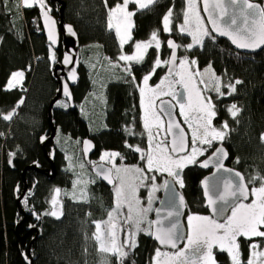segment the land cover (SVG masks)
Listing matches in <instances>:
<instances>
[{"label": "trees", "instance_id": "1", "mask_svg": "<svg viewBox=\"0 0 264 264\" xmlns=\"http://www.w3.org/2000/svg\"><path fill=\"white\" fill-rule=\"evenodd\" d=\"M62 1L65 2L64 20L74 25L84 57L81 56L80 81L73 88L74 105L63 98L56 101L53 121L57 132L43 148L41 137L47 132L51 134L49 110L58 89L52 72L55 64L63 59V46L60 43L55 47L56 59L52 62L51 47L41 23V9L38 6L18 8L19 0H0V264H28L31 257L33 264H119L116 256L98 251L93 238L95 222L105 220L114 207V194L113 187L101 183L91 166L86 165L88 175L92 176L87 198L77 200L64 196L60 215L45 213L52 211L55 188L73 187L77 176L65 155L72 154L73 163L75 159L83 163V156L78 158L76 142L92 130L93 133L102 130L103 115L96 111L94 104L99 102L102 107L103 100L97 93L110 86V115L106 116L109 126L104 128L109 130L99 132V148L119 147L126 134L121 130L123 125H133L136 130L141 128L138 87L130 79L120 80L123 77L120 70L124 68L120 65L111 68L108 59L118 60L122 53L133 50L135 42L148 41L154 31L163 39V54L168 57L171 52L166 39L170 35L163 30V17L172 9L173 35L178 38L177 30L183 23L186 8V0H156L147 9L140 10L132 3L130 6L135 13L132 40L121 49L115 31L108 28V11L123 0H107V4L105 0ZM49 2L48 10L59 17L61 3ZM187 36H183L181 43L188 44ZM155 50L151 48L143 65L133 64L132 67L152 68ZM186 53L200 66L212 67L221 79V91L227 93L229 89L223 85L241 81L235 85V92L217 100L215 120L218 125L228 123V135L223 143L231 154L229 164L244 173L251 188L258 187L259 181L255 185L249 181L256 175L264 176V141L261 140L264 134V48L245 54L237 51L228 39L216 36L215 40L206 38L202 46H194ZM82 60L92 66H86ZM17 71L25 72L23 85L9 89L8 82ZM60 101L68 106L60 107L57 104ZM233 104L240 110L235 118L227 111ZM13 110L11 120L2 118ZM53 150L56 153L51 163L46 154L50 155ZM12 153L15 155H10ZM33 164L40 165L44 171L52 169L54 164L56 177L50 180L46 174L29 168ZM205 174L198 165L184 170L185 195L191 212H208L201 189ZM25 185L27 203L18 202ZM238 243L242 264L250 257V244L258 243L259 249L264 251L261 237L251 240L241 237ZM136 244L124 264H151L159 248L157 243L150 235L140 232ZM215 254L218 264H231L227 252L216 250Z\"/></svg>", "mask_w": 264, "mask_h": 264}, {"label": "snow or ice", "instance_id": "2", "mask_svg": "<svg viewBox=\"0 0 264 264\" xmlns=\"http://www.w3.org/2000/svg\"><path fill=\"white\" fill-rule=\"evenodd\" d=\"M155 2L156 0H123L122 3H116L109 8L108 28L115 31L121 49L132 40L130 30L134 25L131 17L135 13L128 11L129 4H136L140 10L147 9ZM105 4H107V0H105ZM37 6L42 10L46 25H49L48 38L54 44L56 42L55 21L51 20L47 11H43L45 0H19L17 3L18 8ZM203 12L207 13V23L201 15L199 0H186L183 23L179 25V32L186 33L192 38V43L186 45L187 49H191L194 45L202 46L205 38L215 40L216 36L213 33L227 37L237 48L256 49L264 45V6L250 2V0H203ZM172 16V9H169L163 17L165 32L172 31ZM208 25L211 27L209 28ZM67 30L75 35L71 26H68ZM153 46L156 49L161 47L158 34L155 31L152 32L148 41L134 43L133 54H121L118 57L119 61L126 62L124 71L131 76L132 81H135L136 77L132 75V66L128 62L142 63L148 49ZM167 46L172 49L170 60L161 61L157 58L151 71L143 76V87L139 89L141 108L144 112L143 127L147 132L148 147L146 150L140 147H135L133 150L141 153L140 159L144 160L146 165L145 167L117 166L114 158L119 156V153L106 152L100 157L101 160L108 158L112 162L111 168L105 169L100 166L97 175L114 185L115 206L108 211L107 220L95 222L96 231L93 233V238L98 244V250L116 256L119 264H124V258L128 255V251L124 249L131 250L137 246L135 237L140 232L153 236L161 246L175 250L168 252L157 248L153 264H215L214 247H217L221 253L227 252L231 257V264H242L239 258L238 238L245 237L248 240L253 237L264 238V176H253L249 183L255 185L256 181H259V186H253L251 189L248 188L244 177L239 172L234 174L238 178V182L230 178L213 183H210L208 179L202 181L208 206L212 208L215 216L223 219V222L210 216L188 215L186 236L179 221L180 209L186 206L183 196L178 197L179 206L167 210L163 217L149 221L147 214L152 211L151 193L158 190L157 185L152 184L146 207L142 205L137 195L139 188L145 186L146 180L150 179L153 182L156 180L155 175L149 177L146 173L165 172L183 188L184 181L181 172L189 165L199 164L201 168H208L211 164L217 172L220 170L232 171L224 169L223 160L228 156L225 149L222 146L213 148L214 142L222 143L228 135V123L224 121L219 128L213 125V120L217 116L215 105L212 103L211 97L203 95V91H214L220 97L226 94L231 95L236 90L235 85L240 84L241 81L237 80L235 84L223 85L229 89L225 93L221 91L220 77L215 75L210 65L204 70L206 73H210L209 78L205 80L204 73L189 71L190 66L195 65L196 61H189L185 57L179 61L182 71L175 73L176 76H179L178 80L169 79V76L173 75L172 69H169V74L162 78L155 87H151L149 80L152 75H155L156 68L161 67L162 64L176 63L175 50L179 46L172 40L167 41ZM64 63H72V58L65 56ZM23 76V72L12 73L8 88L16 87L22 82ZM195 76L201 77L198 84L204 85L203 90L193 83ZM68 79L73 82L77 80L74 68L70 70ZM175 84H179L182 91L177 90L174 87ZM63 93L68 99H71L72 94L67 83L63 86ZM161 96H171L176 103L161 100L157 111L155 99ZM20 103L23 101L21 100ZM59 106L67 107L68 105L61 103ZM177 106L184 124L190 129V142L188 133L175 119L174 109ZM227 111L235 118L240 110L233 104ZM14 112L15 110L3 115L2 118L11 120ZM165 116L167 117L166 124L163 119ZM127 131L129 134H134L131 129ZM261 140L264 141V134H262ZM128 147L132 146L128 145ZM210 148H213L212 155L207 159L198 160V157L204 156ZM88 149L89 144L85 142V152ZM10 155L14 156L15 154ZM120 158L123 159V157ZM113 170L115 176H113ZM75 183L77 182H74V185ZM164 187H169V181L164 182ZM173 192H175L174 188ZM55 193L56 195L51 200L54 206L58 204L57 196L60 189H55ZM245 201L248 202L245 203ZM25 203H27V197H25ZM159 211L158 209L157 212L159 213ZM225 213H230V215H225ZM45 214L57 215L56 211ZM119 216H123L122 223L117 221ZM57 218L59 217L57 216ZM102 224L105 225L103 229ZM153 225H156L155 232L152 231ZM118 228L127 233V238L122 243L117 238ZM182 240H186V243L183 247H178ZM259 248L260 244L258 243L250 244L251 254L246 264H257V258L264 257V251H257ZM25 259L27 260L28 257L25 256Z\"/></svg>", "mask_w": 264, "mask_h": 264}, {"label": "water", "instance_id": "3", "mask_svg": "<svg viewBox=\"0 0 264 264\" xmlns=\"http://www.w3.org/2000/svg\"><path fill=\"white\" fill-rule=\"evenodd\" d=\"M55 1H58V2L61 3V9L58 10L60 12V16L59 17L54 16L46 7L43 9V11H47L48 12V15L51 17V20L55 21L54 35H55L56 42L54 44L48 38L49 25H46V23H45V19H44V16L42 14V10H41V14H40L41 15V23H42V26H43L44 35H45L48 43L50 45H53V46H58L61 43L62 46H63V59L60 62L55 64L53 72H52L53 77H54V79H55V81H56V83L58 85V89H57L56 96L51 101L50 110H49V120H50V125H51V134L49 135V132H47L46 134H44L41 137V145H42L43 148H45L46 145L55 137L56 132H57V127H56V125H55V123L53 121L54 104L56 103V101L58 99L63 98V99L68 100L71 105H74L75 101H74V95H73V88L76 87L78 85L79 81H80V73H79V71H80V68H81V41H80L79 35H78L74 25H72L70 23H66L65 20H64L63 11L65 9V2L62 1V0H55ZM250 2H253V3H256V4L264 6L263 3L261 1H259V0H250ZM201 6H202V10H203V0H201ZM203 13H204V16H205V18L207 20V13H205V12H203ZM68 26H71V28L73 29L75 35H72L71 33L68 32V30H67ZM209 27H211V26L209 25ZM213 34L218 36V37H223V38L228 39L227 37L219 36L216 33H213ZM168 40L174 41L179 46L175 50L176 51V56H177L176 63L175 64L169 63L168 70H167L168 73H169V69H172V72L174 73L175 70L177 69V65H178V62H179L180 45H179V43L177 42V40L174 37H169ZM232 45L237 51H240V52L245 53V54H254V53H257V52L261 51L264 48V45H261L259 48H256V49L237 48L234 44H232ZM166 46H167V42H166ZM168 49L170 50V52H172V49H170L169 47H168ZM65 56H70L72 58V63L65 64L64 63ZM170 57H171V53H170ZM169 60H170V58H169ZM73 68L76 70V73H77V80L75 82H73V81L68 79L69 72ZM66 83L68 84L69 90L71 91V94H72L71 95V99H68L63 93V86ZM180 91H182L181 88H180ZM161 100H163V101H171L173 104H175V102H173L170 99H161ZM161 100L158 102V109H159ZM177 110H178V108L174 109L175 119L181 123V125L184 127L185 131L189 135L188 130L186 129V127L183 125V123L180 120V117L178 115ZM165 119H166V122H167V117L166 116H165ZM42 138H44V139L42 140ZM85 142H87L89 144V149H88L87 152H85V150H84L85 149ZM189 142H190V135H189ZM220 146H222L225 149V151L228 153L227 158L223 160L224 169H231L232 171L228 172V171L220 170L219 172H217L216 168L213 167L211 164H210V166L208 168H201V167L200 168L202 170H204L205 172H208L201 179V189L203 191L204 207L208 210V212L215 219H220L221 221H223V219L221 217L215 216L213 214L212 208L210 206H208L207 198L204 195V188H203L202 181H204L205 179H208L210 181V183H213V182L220 181V180H223V179H226V178H230L233 181L238 182V178L234 174L236 172H239L241 174V176L244 177V182L247 185H248V182H247L246 177H245L243 172H241L240 170L236 169L235 167H233L232 165L229 164L230 159H231V154H230V151H229L228 147L225 144H220L218 147H220ZM83 151H84L85 156H87V157L92 156L96 152V145H95L94 141L91 138H87V139L84 140ZM55 153H56V150H53L50 155L46 154L48 160L51 163H54ZM212 153L209 154L205 159L210 157L212 155ZM100 166H103V168H105V169L106 168H111V166L109 164H106L104 162H100V163H97L96 165L93 166V168H92L93 173L102 182H104L105 185H107L108 187H113L114 186L113 184H109L106 180H104L102 177L97 175V170L100 168ZM198 166H199V164H198ZM29 168H32V169H34V170H36V171H38V172H40L42 174H46L50 180H53L56 177V169L54 167V164L52 165V169H48V171L41 170L40 169V165H38V164H33ZM181 176H182V172H181ZM166 180L169 181V187L168 188L164 187V189H163L161 200H160V202L158 203V205L155 208L153 221L163 217L166 214L167 210H169L170 208L179 206L178 197L179 196H183L184 204L186 206L182 207L180 209L181 215L179 217V221H180V225H181L182 231H183L184 235L186 236L187 232H188L187 231L186 222H185L186 214H187V211H188V204H187L186 197H185L184 193L182 192V190L179 188L178 184L173 181L172 177H168ZM173 188L175 189V192H173ZM248 188L251 189V187L249 185H248ZM17 190L19 191V188H17ZM26 190H27V185H25V189H24L23 194L17 198L18 202L21 201L22 197L26 193ZM250 199H251V197H250ZM158 209L160 210L159 213L157 212ZM22 212H24V211H22ZM229 214L230 213H225V215H229ZM152 228H153L152 231L155 232L156 225H153ZM126 238H127V233L125 234V239ZM151 238L157 243L159 248L174 250V249H171V248H169L167 246H161L158 243V241H156L153 238V236H151ZM185 241L186 240H182L178 244V247L183 246ZM27 262H28V264H33L34 260L31 257L30 259H28Z\"/></svg>", "mask_w": 264, "mask_h": 264}, {"label": "rangeland", "instance_id": "4", "mask_svg": "<svg viewBox=\"0 0 264 264\" xmlns=\"http://www.w3.org/2000/svg\"><path fill=\"white\" fill-rule=\"evenodd\" d=\"M132 3H130L129 4V6H128V11H131V12H134L132 9H131V5ZM263 5H264V0H263ZM45 7L47 8V9H50V2H49V0H45ZM138 7V6H137ZM199 8H200V11H201V15L205 18V16H204V13H203V10H202V6H201V0H199ZM131 20H132V23H133V25H134V17L132 16L131 17ZM113 23H115V21H113ZM205 23H207V20H206V18H205ZM209 26V25H208ZM134 27V26H133ZM133 27L131 28V37H132V31H133ZM171 28H172V25H171ZM210 28V27H209ZM177 32L179 33V37L178 38H176L177 39V41L179 42V45H180V52H181V50H183L184 51V53L183 54H181L180 53V57H179V61L181 60V59H183V58H185V57H187V59L189 60V61H192V60H195V59H192V58H190L189 56H188V53H186V51L188 52L189 50H191L194 46H200V45H194L191 49H187L186 48V45H188V44H190V43H192V38H191V36H189V38H188V44H186V41H184L183 43L185 44H183V43H181L182 42V40L184 39V35H187L186 33H180L179 32V27H178V30H177ZM167 34H169V35H171V34H173V28H172V31L171 32H166ZM187 36V37H188ZM158 39H159V41H160V43H161V47L159 48V49H156L154 46L152 47L153 49H156L155 51H156V57H155V59L154 60H156L157 58H159L161 61H167V60H169V58H170V55L168 56V57H164V54H163V47H164V44H163V39L161 38V37H158ZM169 38L167 37V39H166V42H167V40H168ZM206 39V38H205ZM205 39H204V41H205ZM204 43V42H203ZM183 44V45H182ZM50 56H51V59H52V62H54L55 61V59H56V57H55V47H57V46H53V45H50ZM151 50V48H149L148 49V51H147V53H146V55H145V58H144V61L146 60V58H147V55H148V53H149V51ZM134 51H135V48H133V50H131V51H129V52H126V53H122V54H129V55H131V54H133L134 53ZM53 53H54V58H53ZM81 56H83V48L81 47ZM84 57V56H83ZM81 59H82V57H81ZM109 60V64H110V66H111V68H113V67H118L117 65H120V66H122L123 68L125 67V64H126V62H124V61H119V60H116V61H112V60H110V59H108ZM83 61V60H82ZM110 61H111V63H110ZM144 61L142 62V63H135V62H128V63H130V64H138V65H143V63H144ZM196 61V60H195ZM84 62V64L87 66V64H89V66H92L91 65V63H89V61H83ZM86 62V63H85ZM168 65H169V63L168 64H162L161 65V67L160 68H166V67H168ZM88 66V67H89ZM107 67H109V65L107 66ZM153 67H154V65H153ZM152 67V68H153ZM209 67V65H207V66H200L199 65V63L196 61V64L195 65H191L190 66V68H189V71H192V72H196V71H199V72H201V73H204V78H205V80H207L208 78H209V76H210V73H206L204 70L205 69H207ZM212 68V67H211ZM213 70V69H212ZM180 71H182V69L179 67V62H178V65H177V69L175 70V73H177V72H180ZM214 71V70H213ZM18 72V71H17ZM19 72H23L24 73V76H23V80H22V82L21 83H19L16 87H22V85H23V81H24V78H25V72L24 71H19ZM215 72V71H214ZM215 75L216 76H218L217 74H216V72H215ZM219 77V76H218ZM170 80L171 79H179V76H176L175 74L172 76V77H170L169 78ZM201 79V77L200 76H195L194 77V81H193V83L194 84H196L200 89H204V85H200V84H198V81ZM137 85V87H143V83L141 82V85H138V84H136ZM149 85L151 86V87H155L154 85H151V81L149 80ZM15 88V87H14ZM138 92H139V90H138ZM203 95L204 96H207V97H211V100H212V103L215 105V110H216V102H217V100H219L221 97L220 96H218V94L217 93H213V91H211V90H205V91H203ZM156 101H157V99H155V105H156ZM104 102V101H103ZM62 103V101H60L59 103H57L58 105H60ZM91 103V100L88 102V105ZM216 112H217V110H216ZM142 114L144 115V112H143V109H142ZM143 115H142V117H143ZM163 119H164V121H165V124H166V119H165V117H163ZM216 118H214V120H213V125L214 126H216L217 128H219L221 125H218L217 124V121L215 120ZM146 134H147V132H146ZM162 135H163V133H162ZM59 138H60V134H59ZM66 138V137H65ZM64 138V139H65ZM67 138H70V137H67ZM77 144H78V146H79V141L78 142H76ZM146 146L148 147V140H147V144H146ZM62 148V147H61ZM77 151H78V158L79 159H81L80 157H79V155H80V149L78 148L77 149ZM106 153V152H105ZM107 153H116V152H107ZM209 155V150L205 153V155L204 156H201V157H198V160H203V159H205L207 156ZM66 157H67V159H69L70 161H71V166L77 171V176H76V178H75V180H74V182H77V183H75V185L73 184V187H71V188H69V189H66V188H68L67 186H57L55 189H60V193H59V195L57 196V200H58V204L57 205H52V211H56V213H57V215H60L61 214V212H62V210H61V201L63 200V197L65 196V197H70V198H74V199H80L81 197L82 198H87L86 196L88 195V187H89V179L91 178L92 179V176L90 177L89 175H88V169H86V164H84V163H82L80 160H78V159H75L76 161H74V163L72 162L73 161V159H72V154L70 155L69 153H67L66 155H65ZM105 160H108L109 162H110V160L108 159V158H106ZM114 162H115V164L117 165V166H123V165H125V160H116V158H114ZM112 163V162H111ZM143 164L144 165H146V162L143 160ZM81 165H83V167H81ZM196 165H198V164H196ZM136 166H139V165H136ZM189 166H195V165H189ZM188 166V167H189ZM140 167H142V166H140ZM185 168H187V167H185ZM184 168V169H185ZM149 177H151L152 175H155L156 176V180L153 182V181H151L150 179H148V180H146L145 182H144V185L145 186H142V187H140L139 188V190H138V193H137V195H138V197H139V199L141 200V203H142V205L143 206H147V203H148V199H149V195H150V192H151V186H152V184L153 183H155L156 185H157V188H158V190L156 191V192H154V193H151V200H152V203H151V207H152V211L151 212H149L148 214H147V220H149L151 217H153V212L155 211V208H156V204L161 200L160 198H161V192L163 191V189H164V181H165V179L168 177V175H167V173H165V172H160V171H154V172H150V173H148L147 174ZM206 175V174H205ZM112 191H113V194H114V186H113V189H112ZM54 195H56V193H55V190H54V194H53V196ZM25 195L22 197V199H21V201L22 200H24V203H25ZM28 199V198H27ZM248 201H245V203H247ZM114 206H115V199H114ZM125 211H126V209H125ZM191 214H196V213H190L189 215H191ZM152 215V216H151ZM198 215H202V216H210L211 217V215H209V214H207V213H198ZM230 215V214H229ZM213 218V217H212ZM108 219V217L105 219V220H107ZM214 219V218H213ZM105 220H102V221H105ZM102 221H98V222H102ZM117 221L119 222V223H122L123 222V216H119V217H117ZM222 222V221H221ZM105 227V225H103L102 224V229ZM95 231H96V227H95ZM125 234H126V232L125 231H123V230H121V229H119L118 228V230H117V238H118V241L119 242H123L124 241V239H125ZM138 235V234H137ZM137 235H136V237H135V241L137 242ZM239 238H241V237H239ZM239 238H238V242H239ZM253 238H255V237H253ZM96 242V241H95ZM97 243V242H96ZM185 243H186V241H185ZM184 243V244H185ZM96 248H97V250H98V244H97V246H96ZM125 251H128V255H129V249H127V248H125L124 249ZM162 251H165V249L163 250V249H161ZM216 250H219L217 247H214L213 248V256H214V258H215V264H218V261H217V259H216V254H215V252H216ZM99 251V250H98ZM173 251H175V250H173ZM257 251H262V250H260V249H257ZM101 252V251H100ZM172 252V251H171ZM109 254H111V253H109ZM127 255V256H128ZM240 255H241V252H240ZM154 256H155V254H154ZM154 256H153V258H154ZM241 257V256H240ZM239 257V258H240ZM127 258V257H126ZM126 258H124V260H126ZM153 258H152V263L151 264H153ZM125 263V262H124ZM257 264H264V257H260V258H257Z\"/></svg>", "mask_w": 264, "mask_h": 264}, {"label": "flooded vegetation", "instance_id": "5", "mask_svg": "<svg viewBox=\"0 0 264 264\" xmlns=\"http://www.w3.org/2000/svg\"><path fill=\"white\" fill-rule=\"evenodd\" d=\"M259 1H261L263 3V0H259ZM169 37H174L176 39L175 35H173V34H171ZM131 66H132V64H131ZM151 69L152 68H145V67L133 68L132 67V75H134L136 77L135 81H132L131 76H129V75L127 77H124V75H127V74L125 73V71H123L121 69L120 70L121 71L120 76L123 75V77H120V80L122 78L123 79H130L132 82H135L136 84L141 85L143 76L144 75H147L151 71ZM167 70H168V67H166V68H160V67L156 68L155 69V75H152V77L150 79L151 85H154L155 86V85L159 84L160 81H161V79L164 78L165 76H167L169 74ZM174 74H175V72L173 73V75ZM173 75L169 76V78L172 77ZM171 80H178V79H171ZM123 82H124V80H123ZM109 87H107V90H103L101 93H97L96 94V95H100L101 96L100 98H102V100L104 101V102L103 101L101 102L102 105H103L102 107H101V104L99 102H98V104H97V102H95V104H94L95 108L97 109L96 111L97 112L99 111L100 114L103 115V118H102L103 121L101 120V125H100L101 128H102V130L99 131V132L109 130L108 127L106 129H104L106 126H109V123L107 122L108 117L106 118V116L110 115V111H109L110 106L108 107V102H109V98H110V96H109L110 91H108ZM174 87L177 90H180V88H181V86L179 84H175ZM139 89H140V87H138V90ZM138 93H139L138 94V105H139L138 112H139V115H140V121L142 123L140 130H136V128L133 125H129L128 126V124H127V126L126 125L121 126V130H123L124 132H126V134H124L125 136H124L123 141L121 142V145L119 147H115V148H104V147L99 148L98 147L99 146L98 145V141L99 140L97 138L99 132H96V133L94 132L93 133L92 132L93 130H92L89 135L82 137L80 139V141H79V146L78 147H79L80 153H81V155H79V157L80 156L81 157L83 156V163L84 164L89 165V166H91L93 168V166L96 165L97 163L104 162L106 164H109L112 167V163L111 162H109L108 160H101L100 157L105 152H112L113 151V152H116V153H119L120 154L119 156L115 157L116 160H125V165H123V166H129V167H131V166H134V165H139V166L145 167V165L143 164V160L140 159L141 153H137V152H135L133 150L135 147H140L141 149H145V150L147 149V146H146V144H147V134H146V130L143 127V119H142V115L143 114H142V108H141L140 91ZM86 95H89V93H86ZM161 99H170L173 102H175V100H173L171 96H161L156 101V109H157V111H158V102ZM82 103H81V105H82ZM177 108H178L177 112H178V115H179V107L177 106ZM179 117H180V120L183 123V125L188 130L189 135H191L190 129L183 122V117L180 116V115H179ZM91 121H92V119H91ZM91 124H93V121L91 122ZM93 125H95V124H93ZM128 129H131V132L134 133V134H129V131H127ZM161 136H163L162 133H161ZM87 138H91L94 141L95 145H96V152L92 156H89V157L85 156L84 151H83V144H82L83 143V140H85ZM220 144H224V143L223 142L222 143L221 142H214L213 148L218 147ZM128 145H131L132 147L130 148V147H128ZM213 148L208 149L209 150V154H211L213 152ZM136 156H138L139 159H135ZM120 157H123V159H121ZM184 170L185 169L182 170V179H183V181H184ZM205 173L207 174L208 172H205ZM146 174H148V173H146ZM113 176H115V171L114 170H113ZM166 179H165V181H166ZM98 180L101 183L105 184L99 178H98ZM178 186H179V184H178ZM185 186H186L185 185V182H184V187L183 188H181L179 186V188L182 190V192L184 193V195H185V191H186V187ZM162 192L160 193L161 194V197H162ZM185 197H186V195H185ZM186 200H187V197H186ZM158 203L156 204V206L158 205ZM187 204H188V200H187ZM154 212H153V217H151L149 219V221H153V219H154ZM190 213H196V214H198L197 212H191L190 206L188 204V211H187L186 218H185L186 226H187V216ZM207 214L211 215L209 212H207ZM211 217H213V216L211 215ZM152 230H153V228H152ZM187 231H188V229H187ZM183 246H181V247H183ZM165 251L171 252L173 250L165 249Z\"/></svg>", "mask_w": 264, "mask_h": 264}]
</instances>
